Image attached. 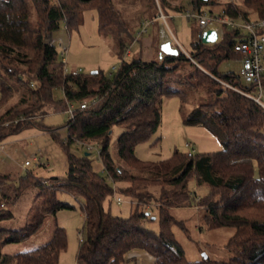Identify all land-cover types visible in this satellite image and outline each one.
<instances>
[{
	"label": "trees",
	"instance_id": "16d2710c",
	"mask_svg": "<svg viewBox=\"0 0 264 264\" xmlns=\"http://www.w3.org/2000/svg\"><path fill=\"white\" fill-rule=\"evenodd\" d=\"M29 1L36 17L34 28L24 0H0V69L10 81L1 80L0 101L6 102L20 86L25 87L26 93L0 116V142L37 127L59 141L67 153L68 168L65 178L53 177L50 184L37 182L30 175L21 178L13 201L9 196H0L2 206L3 201L14 203L23 190L37 189L25 226L14 231L0 230V264L58 263L67 239L64 229L55 222L46 244L11 256L2 253L5 246L24 243L41 233L60 210L73 209L58 200V193L80 200L84 215L85 236L79 241L76 264H121L134 250L150 255L154 264H264V106L251 98L257 95L255 85L245 84L237 73L218 71L220 63L241 59L233 51V45L243 33L219 25V40L203 45L199 35L206 29H201L189 53L175 46L177 55L161 54L158 60L133 58L126 62L123 49L133 37L115 8V0ZM123 1L140 7L139 25L147 18L156 20L159 11L162 16L165 12L181 13L185 6L191 9L187 12L193 13L217 6L218 14L206 12L207 15L233 21L264 19V0H242L240 6L230 1L215 4L211 0ZM86 8L96 11L99 34L115 38L120 64L109 78L100 71L66 74L58 61L59 53L50 42L60 22H65L68 31L76 30ZM261 88L260 101L264 104V75ZM56 89L62 91L65 103L76 105L69 108L72 117L67 112L68 136L64 140L56 137L54 129L36 120L48 105L56 102L53 98ZM190 93L202 95L197 105L187 111ZM174 96L180 101L182 123L210 132L219 141L221 150L199 154L175 151L170 158L155 163L138 160L134 148L156 133L161 122L162 99ZM81 104L86 107L80 108ZM21 118L31 120L16 122ZM114 127L121 130L115 141L116 157L126 168L117 165L109 153ZM72 143L85 151L81 158L69 153ZM87 145H97L107 177L113 184L122 185L116 192L130 200L132 211L128 218L113 216L104 207L114 189L93 170L88 157L91 151L85 150ZM193 179L197 187L207 186L208 193L196 198L188 187ZM154 186L159 187L157 197L149 190ZM116 202L120 204L121 199L117 197ZM153 207L158 213L156 235L148 228L155 221L151 218ZM185 207L201 211L200 221L206 230H234L224 245L231 255L227 261L206 257L191 262L185 258L173 229L186 237L189 232L185 222L171 213ZM12 217V213L0 208V222Z\"/></svg>",
	"mask_w": 264,
	"mask_h": 264
},
{
	"label": "rangeland",
	"instance_id": "374dc122",
	"mask_svg": "<svg viewBox=\"0 0 264 264\" xmlns=\"http://www.w3.org/2000/svg\"><path fill=\"white\" fill-rule=\"evenodd\" d=\"M24 1L29 10V22L31 27L34 28L36 24L34 8L29 0ZM211 1L215 4L227 1L233 2L238 6L242 4V0ZM115 8L127 22L128 32L133 37L132 40L127 41L123 49L124 52L126 49L129 50V55L124 56L126 62L131 61L133 58H140L143 61L158 60L161 57L160 46L167 42L173 48L177 46L181 52L189 53L197 40V32L199 31L197 22L185 17V12L191 10L188 6H185L184 11L181 13L163 12L164 19L161 11H159L156 20L144 19L150 24L147 32L139 37H137V33L140 31L139 21L142 19L140 7L123 0H115ZM219 10L217 6L211 9L206 8L208 14H210L209 12L218 14ZM251 17L253 18L254 16L251 15ZM220 33L218 34L220 35ZM113 36L99 34L96 11L93 8H86L81 12L80 22L76 30L68 31L65 22H60L58 29L52 33L50 42L57 53H60L62 49L68 50L66 65L63 67L66 74H90L93 71H100L109 78L115 74L116 70L114 68H118L120 64V59L116 55L115 38ZM58 61L61 62L60 57ZM239 68L240 63L238 61L227 60L219 64L218 71L223 74L229 72L238 74ZM1 80L10 83L0 69V82ZM20 87V90L11 95L6 102L0 101V116L15 105L21 96L26 94L24 92L25 87ZM201 95V93L189 94V102L186 105L187 111L197 105L198 98ZM53 98L56 102L48 105L44 110V114H39L36 120L40 121L39 123L44 127L54 129L56 137L64 140L68 136L65 126L69 118L67 110L76 108V105L74 103H65L60 89L54 90ZM58 101H62V103L58 104ZM27 120L31 119L27 118ZM6 125L3 124L2 127H6ZM120 132L121 130L117 127L112 129L109 140V153L117 165L126 168L116 157L115 141ZM220 150L219 141L210 132L202 127L186 126L182 123L180 101L178 97L174 96L162 99L161 122L156 133L150 140L138 144L134 148V154L140 161L155 163L170 158L175 151L183 154H199L214 153ZM68 151L76 158H81L85 153L83 148L77 143L69 145ZM98 153L97 145H93V150L88 154L91 166L114 189L113 196L104 202V207L111 215L126 219L132 211L130 200L116 192V189L122 185H115L110 181L103 169ZM35 158L39 161L34 162ZM26 161L29 162V165L23 167V163ZM67 168V153L61 147L59 141L53 139L49 132L41 131L37 127H30L17 134L10 135L0 142V196H9L10 200L13 201L14 190L21 178L30 175L37 182L42 181V183L50 184V179L53 177L65 178ZM188 187L195 193L196 198L208 193L207 186L201 185L197 187L194 179L188 182ZM149 190L154 196H158V186L150 187ZM36 193V187H30L20 192L14 203L10 200L2 202L0 208L12 213L13 217L10 220L1 221L0 230L14 231L25 226L27 212ZM117 197L121 199L120 204L116 202ZM57 198L60 202L72 206L73 209L60 210L54 220L51 219L45 224L41 233L24 243L5 246L2 250L3 254L11 256L46 244L51 238L55 222L64 229L67 239L66 250L61 253L57 264H76L79 240L80 237L85 236V230L83 229L84 215L80 210V200L66 193H58ZM171 213L174 218L185 222V227L189 232L188 237H186L180 230L173 229L175 239L181 246L188 261H201L203 255L218 262L227 261L231 257L225 251L224 245L234 233L232 228L206 230L200 221L201 211L196 207L195 209L193 207L173 209ZM157 215V210L153 207L151 218H155V221L150 222L148 228L155 235L158 232ZM138 251L134 250L132 252Z\"/></svg>",
	"mask_w": 264,
	"mask_h": 264
},
{
	"label": "built area",
	"instance_id": "2783aa9c",
	"mask_svg": "<svg viewBox=\"0 0 264 264\" xmlns=\"http://www.w3.org/2000/svg\"><path fill=\"white\" fill-rule=\"evenodd\" d=\"M185 17L187 19L195 20L198 23L200 29H207L210 26L224 25L229 29H239L243 33V37L239 39L233 45V51L241 56L240 69L238 75L242 78L245 84L255 85L257 88V95L251 97L255 102L264 106L260 101L262 96L261 78L264 75V19L261 20H250V21H233L228 18H223L220 15L208 16L206 12L193 13L186 12ZM164 19V16H162ZM149 22L144 20L140 25V31L137 33V37L147 32ZM136 37V38H137ZM68 54L67 49H62L59 53L61 64L64 67L66 65V56ZM129 55V50H125V56ZM75 75V74H73ZM91 100V103H94ZM85 104H81L80 108H85ZM68 113L72 114V110L69 109ZM72 117V116H71ZM27 118H21L18 121H26ZM86 151H92L93 146L87 145ZM36 158L34 162H37ZM29 165V162H24L23 167ZM81 240V237H80ZM79 240V241H80Z\"/></svg>",
	"mask_w": 264,
	"mask_h": 264
},
{
	"label": "water",
	"instance_id": "95a60500",
	"mask_svg": "<svg viewBox=\"0 0 264 264\" xmlns=\"http://www.w3.org/2000/svg\"><path fill=\"white\" fill-rule=\"evenodd\" d=\"M200 41L203 45H212L218 41V34L216 29L207 28L203 30L199 35ZM160 54L164 55H177L178 51L174 49L169 42L163 43L160 46ZM96 71L91 72V74H96ZM206 255H203V259H206Z\"/></svg>",
	"mask_w": 264,
	"mask_h": 264
},
{
	"label": "crops",
	"instance_id": "0c3cea01",
	"mask_svg": "<svg viewBox=\"0 0 264 264\" xmlns=\"http://www.w3.org/2000/svg\"><path fill=\"white\" fill-rule=\"evenodd\" d=\"M208 28L218 29L217 26H210ZM201 30L200 28H198ZM219 40V35H218ZM238 61V60H237ZM240 63V61H238ZM240 69V68H239ZM191 208V207H190ZM195 209V207H193ZM183 209V208H182ZM121 264H154V259L145 252H130L125 256V261Z\"/></svg>",
	"mask_w": 264,
	"mask_h": 264
}]
</instances>
